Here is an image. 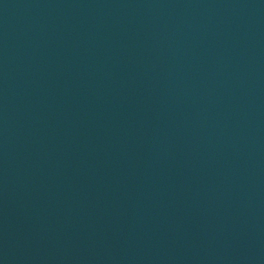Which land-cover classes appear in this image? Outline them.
I'll return each mask as SVG.
<instances>
[{"label": "water", "instance_id": "1", "mask_svg": "<svg viewBox=\"0 0 264 264\" xmlns=\"http://www.w3.org/2000/svg\"><path fill=\"white\" fill-rule=\"evenodd\" d=\"M0 264H264V0H0Z\"/></svg>", "mask_w": 264, "mask_h": 264}]
</instances>
